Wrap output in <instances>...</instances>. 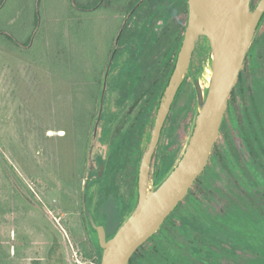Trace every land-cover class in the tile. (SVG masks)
Segmentation results:
<instances>
[{
    "label": "rangeland",
    "instance_id": "1",
    "mask_svg": "<svg viewBox=\"0 0 264 264\" xmlns=\"http://www.w3.org/2000/svg\"><path fill=\"white\" fill-rule=\"evenodd\" d=\"M97 2L6 0L0 10V256L5 259L0 264L44 258L48 241L40 230L41 211L62 237L67 264L101 260L82 201L93 158L106 157L110 146L92 141L99 105L86 94L83 76L86 67L93 75L100 46L114 28L112 9L105 16L81 12ZM209 62L206 55L201 72L186 79L159 157L169 147L167 155L176 164L181 159L198 112L194 80L206 93ZM127 113L119 112L121 118ZM146 145L132 158L136 169ZM125 177L122 173V183ZM101 209L119 212L116 201H105ZM134 264H264V24L204 175L140 248Z\"/></svg>",
    "mask_w": 264,
    "mask_h": 264
},
{
    "label": "flooded vegetation",
    "instance_id": "2",
    "mask_svg": "<svg viewBox=\"0 0 264 264\" xmlns=\"http://www.w3.org/2000/svg\"><path fill=\"white\" fill-rule=\"evenodd\" d=\"M259 1L253 0V8ZM107 8L112 9L114 14L113 32L110 39L100 46L101 53L97 61L101 62L97 63L93 75L86 67L83 76L86 94L91 93L93 103L98 102L99 105L92 141L97 139L100 147L103 142L109 143L110 146L108 145L106 157L98 155L93 158L87 171L82 201H86L88 221L90 222L91 215L98 226L104 227L106 236L110 239L128 219L137 204L138 165L136 169V160L132 158L135 159L138 146L142 148L143 143L149 140L151 132L149 127L157 114L161 96L174 71L186 34L190 4L189 0H98L95 6L89 7L86 4L80 10L88 16L90 13H102V16H105ZM263 24L264 18L258 32ZM211 52L209 40L201 37L193 55L190 75L201 72L200 63L206 55L211 58ZM86 59L88 62L89 58ZM182 89L183 86L180 92ZM232 97L233 94L229 106ZM175 103L176 100L173 107ZM111 104L121 110L120 114L125 110L128 113L121 118L116 109L112 110ZM84 120L90 122L91 119ZM88 137L90 132L83 135L86 144ZM160 143L155 151L154 169L151 174V182L156 186L161 184L176 166L174 157L166 153L169 147L165 148L160 157L158 156ZM87 148L88 146L84 150L87 151ZM122 173L126 175V183L120 181ZM105 201H116L119 212L102 210ZM97 216L99 219L102 218L101 221H97ZM89 224L96 237V242L93 243L96 247L97 242L99 245L98 232L93 229L91 222ZM99 252L102 253L100 249Z\"/></svg>",
    "mask_w": 264,
    "mask_h": 264
},
{
    "label": "water",
    "instance_id": "3",
    "mask_svg": "<svg viewBox=\"0 0 264 264\" xmlns=\"http://www.w3.org/2000/svg\"><path fill=\"white\" fill-rule=\"evenodd\" d=\"M189 0L190 17L174 71L152 120L150 137L139 160L137 204L110 239L104 227L90 222L98 232L101 264H130L134 255L162 229L167 219L189 195L206 171L221 136L230 98L238 85L246 58L264 18V0ZM211 45V79L204 93L195 79L198 112L185 151L158 186L151 184L155 151L174 101L188 78L201 37ZM103 167V165H102Z\"/></svg>",
    "mask_w": 264,
    "mask_h": 264
},
{
    "label": "trees",
    "instance_id": "4",
    "mask_svg": "<svg viewBox=\"0 0 264 264\" xmlns=\"http://www.w3.org/2000/svg\"><path fill=\"white\" fill-rule=\"evenodd\" d=\"M255 1H257V0H255ZM5 2H6V0H0V10L3 8ZM17 196L20 198V193L18 191L16 192V197ZM15 202L18 204L20 203V201H15ZM39 214L43 217V220H41L42 224H40L41 225L40 230L42 229L44 234L47 236L46 240L48 242L46 244V252H45L44 258H42V259L40 258V259L33 261L34 262L33 264H67L65 248L62 245V237H61L60 233L47 221L46 215L43 211L39 212ZM184 223L186 225L192 224L191 221L188 219H184ZM21 248L22 247H20V252H21ZM96 248L98 250L100 249L98 242L96 243ZM139 250H138V252H139ZM137 253L132 258L130 264H134V259L137 255ZM100 255H101V259H102V253L101 252H100ZM20 257H21V255H20ZM2 261L5 262V259L3 256H0V262H2ZM98 264H101V260L99 261Z\"/></svg>",
    "mask_w": 264,
    "mask_h": 264
},
{
    "label": "bare ground",
    "instance_id": "5",
    "mask_svg": "<svg viewBox=\"0 0 264 264\" xmlns=\"http://www.w3.org/2000/svg\"><path fill=\"white\" fill-rule=\"evenodd\" d=\"M206 70V69H205ZM206 74H207V77H208V82H207V86H208V83H209V81H210V79H211V75H212V71H211V69H210V67L209 68H207V70H206Z\"/></svg>",
    "mask_w": 264,
    "mask_h": 264
}]
</instances>
